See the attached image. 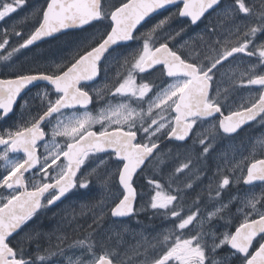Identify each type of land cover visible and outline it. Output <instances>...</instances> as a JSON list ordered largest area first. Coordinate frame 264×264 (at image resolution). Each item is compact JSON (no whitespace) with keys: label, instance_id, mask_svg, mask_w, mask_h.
I'll use <instances>...</instances> for the list:
<instances>
[{"label":"snow or ice","instance_id":"6c2138e0","mask_svg":"<svg viewBox=\"0 0 264 264\" xmlns=\"http://www.w3.org/2000/svg\"><path fill=\"white\" fill-rule=\"evenodd\" d=\"M26 5L27 0H0V22ZM214 13L216 21L195 31ZM24 21L32 25L27 31L16 26L0 31V50L6 53L0 62L14 69L0 79V121L19 114L0 134L5 162L0 264H63L51 258L63 256L64 237L44 247L49 234L37 222L66 201L86 196L89 202L80 204L79 214L92 212L89 230L96 235L128 231L124 219L138 214V201L172 228L151 252L139 246L121 251L119 240L111 247L76 240L74 246L91 258L75 264H264V194L249 192L225 203L221 194L232 191L227 164L214 211L204 216L199 197L195 211L183 207L200 179L196 165L211 157L214 142L234 140L258 118L264 124V42L256 43L258 33L264 36V0H46V7L33 9ZM174 22L181 26L174 28ZM64 36L74 38L64 44L66 56L43 69H15L18 53ZM253 56L259 64L239 79L233 75L231 89L222 90L233 62ZM121 60L126 75L117 74L111 88L105 85L107 93L96 89L101 73L106 76L109 65ZM145 73L158 75L149 80ZM239 89H247L249 97L234 106L230 97ZM97 101L103 104L93 114ZM205 124H210L207 135L200 131ZM260 148L264 157V140ZM15 153L22 155H10ZM109 161L113 170L105 179L97 169ZM186 172L192 179L181 186L177 182ZM231 172L236 183L264 184V158L251 153ZM138 180L146 181L143 194ZM96 181L102 182L98 199L92 195ZM106 222L114 227L101 228Z\"/></svg>","mask_w":264,"mask_h":264},{"label":"flooded vegetation","instance_id":"af4514ba","mask_svg":"<svg viewBox=\"0 0 264 264\" xmlns=\"http://www.w3.org/2000/svg\"><path fill=\"white\" fill-rule=\"evenodd\" d=\"M257 3H259V0H256ZM163 15H167V13H162ZM158 17L159 18H162ZM211 21H216L217 20V15L214 13L211 17L208 18V20L203 21V23L200 24L199 28L195 29L197 32H202L204 29L205 24H207ZM181 25L179 23H175L173 27L178 29ZM257 39L256 43H261L264 42V36L260 35L259 33L257 34ZM74 38L72 36H64L61 37L59 40L55 41H50V42H42L39 44V47H32L31 50H23L22 54L18 53L17 56L15 57L16 64H15V69H19L20 66L22 65L25 69H32L35 71L37 68L43 69L46 64H48L51 60H59L60 58L64 57L67 55V49H65L64 44L66 41L73 40ZM179 40V37H177ZM25 53V54H24ZM250 57H246L243 62H247ZM26 60H30L31 64L29 62H26ZM242 61H235L233 64L227 69H231L232 71L236 70L235 67L237 64H239ZM253 62L254 65L259 64V59ZM13 68H5L3 67V63H0V79L2 78H9V74L13 71ZM259 70V69H258ZM128 69L124 65V62L121 60L119 62H113L112 64L109 65L108 70H107V75L102 72L101 73V78L99 79L98 83L95 85L96 89L103 90L104 93H107V88H111L112 84L115 82V80L118 77L117 74H120V76L126 75ZM147 79L152 80L155 78L156 73L153 75H149L148 73L143 74ZM246 78V77H245ZM139 82V77L137 78ZM239 79V77H237ZM224 84L222 85V90L224 89H231L232 87V79H224ZM157 83L159 81L157 80ZM107 85V88L105 87ZM249 96V92L247 89H239L235 93H233V96L230 97V101H234V106L239 105L241 103H246L247 99L246 97ZM107 98V95H105V99ZM103 102L102 101H97L96 102V107L93 109V114H96L100 107L102 106ZM19 119V114H17L16 117H13L12 119H9L7 121H0V134H2V131H6L9 129L11 126H13L15 123L18 122ZM100 126L96 125L95 128L98 129ZM210 129V124H205L203 125L202 129L200 131H204L205 135H207V132L205 130ZM210 138V137H209ZM46 139H50V136L46 137ZM264 140V124L259 123V119L257 122H254L251 124V126H247L244 128L243 131L240 132V134L234 139V140H229V139H217L214 142V148L215 151L212 153L211 157H209L208 160L203 161L202 163H198L196 165L197 168L201 170L200 172V179L195 181L194 186H199L196 183L202 182L201 186V191L195 192L194 194L196 195L195 201H189L184 199L183 201V207L187 211L191 209L192 211H195V205L199 202L197 197H199L201 200H203V204L200 205V210L203 213L204 216H207L208 213L214 211L213 204L215 203L216 199H218L215 195L218 180H220L224 172L221 170V161H220V156L226 154V153H231V152H237L241 154L243 157L249 156L251 153H255L258 158H264L260 157V152L262 149L260 148V142ZM167 143V142H166ZM189 146L192 145V140L188 141ZM172 145L168 144V148H171ZM200 145L197 143L196 144V150L199 151ZM44 149L41 147L38 150L39 152H43ZM14 158L20 157L22 154L17 153V154H10ZM107 161V158H104ZM182 159V157H181ZM4 163L3 161H0V173L3 172L4 170ZM59 163V162H58ZM174 163V161H173ZM218 165H219V171H218ZM93 167H96L94 164ZM111 163L110 161L104 164H101L98 169L97 173L100 177H104L107 179L106 173H110L112 171ZM151 173H146V175H150ZM231 183V188L232 191L229 193L227 191L223 192L221 195L224 198V202H228L229 197L236 196V197H243L245 193L249 192H254L258 197L264 194V184L261 183H256L254 186H248V185H243L242 182L236 183L233 180V173L231 172V169L228 168L227 172ZM167 179V172H165V180ZM187 179H192V173L186 172L185 175L181 177V179L177 183H183ZM101 181H96L95 183V189L92 195L97 198L98 193L101 194V191L99 189L98 183ZM164 183V181H161ZM146 183L145 180H138L137 181V187L138 191L143 194V192L147 191L148 189L144 188V184ZM207 183L205 186L204 184ZM211 186L209 187V185ZM176 185H173V189H175ZM165 191H168V189L165 187ZM0 193H3V190H0ZM259 193V194H258ZM104 195H107V190L104 191ZM85 200L87 199V196L84 198ZM75 200L77 198H73L72 201H66L64 204L60 205V207L53 209L52 212H48L46 216H41L40 220L37 222V227H41L45 233H49V231L54 228V222L58 220H62L63 222L69 223L71 218L70 215L73 213V209L71 205H74ZM83 202V199H78ZM239 206V205H237ZM259 207V204L257 205ZM231 212L235 215H239V213H236V206L231 207ZM155 216L152 214L150 218V225L151 227L154 226L155 229H158L159 231L166 230L170 228L169 226L172 225L169 223H161L159 222V218H154ZM135 218L137 216L135 215ZM134 218V219H135ZM229 221L232 220V216H228ZM195 223V229L194 230H199L200 224L199 222H194ZM224 221L221 220L220 224H223ZM192 227V226H190ZM207 226L205 225V228ZM219 228V225H217ZM170 228V229H171ZM220 231H223V229H219ZM234 231V228L231 229ZM78 239V238H76ZM160 241H162L161 238H159ZM73 241V238L71 239H64V243L62 245L67 244L68 242ZM142 240L139 241V243ZM75 242V240L73 241ZM97 242V241H95ZM146 243V245L141 244L139 246V250L141 252L144 251L145 248H148L149 252H151V245H156L157 244V239L151 238L147 240H143L142 243ZM42 245L48 246L49 244L51 245H56L59 243L57 238H51L46 236L44 240H42ZM93 243V242H92ZM137 247V246H136ZM134 248L131 249H121V251H128L131 252ZM32 248H35V245H32ZM80 254L74 255L72 258L68 259L72 254H63V256L59 257H52L51 259L55 261H63V264H68L69 260L75 259L76 261H88L91 257L90 255L86 252L85 249L80 250ZM97 255L101 254L100 248L97 247L96 249ZM43 254V253H41ZM219 255H223V252H221ZM74 262V264H75Z\"/></svg>","mask_w":264,"mask_h":264},{"label":"rangeland","instance_id":"374dc122","mask_svg":"<svg viewBox=\"0 0 264 264\" xmlns=\"http://www.w3.org/2000/svg\"><path fill=\"white\" fill-rule=\"evenodd\" d=\"M44 7H46V0H27V5L22 10H18L16 13H13L8 18H6L5 21L0 22V31L6 28L10 29L12 26H16L17 30L23 29L24 31H27L28 29L31 28L32 25L31 23H26L24 21V17L28 15L29 13H31L33 9L35 8L42 9ZM15 42H16L15 39L10 40V43H15ZM3 54H6V53L3 52V50H0V55H3ZM257 59H258V56H253V57H250V59H248L247 62L242 61L239 64H237V66H233L235 67L236 70L232 71V73H231V69L227 70V75L224 77V79H232L233 75H235L236 78L240 77L242 73L252 68L254 64L253 62L251 63V61H255ZM26 62H29V64H31L30 60H26ZM0 63H3V62H0ZM258 69L259 68H257V70ZM248 97H246V99H248ZM243 158L244 157L241 154L237 153L236 151L231 152V153H226L220 156V161L222 163L221 170L225 172V164H227V168L231 169L235 164H238ZM189 180L190 179H187L186 181H189ZM186 181H184L182 184L180 183V185L183 186V184ZM196 184H198L199 186H194L195 182L193 183L194 191L192 189L188 190L190 194L185 197L186 200H189L192 202L195 201L196 195L194 193L201 191L202 182H199ZM206 184L207 183H205L204 186ZM98 186H99V189L101 190L102 182L98 183ZM210 186L211 184L209 185V187ZM99 196H100V193H98V196L96 199H98ZM88 202H89L88 199L86 200L83 199V202L78 199L75 200L74 202L75 203L74 204L75 214L72 213L70 215L69 217L71 218L70 222L66 223V222H63L62 220H58L54 222L55 226L49 231L48 237L57 238L59 236V237H64V239L73 238V241L87 238L94 244L96 243L95 241H102L108 247H111L117 242V240H119L121 249H124V248L131 249L141 244L146 245L145 242L142 243L143 240H147L151 238H154V239L161 238L162 239L161 234H166L167 231L171 228V226H169L170 228L163 230V231H159L158 229H155L154 226L151 227L150 222L147 224H143L142 221L145 222L146 220L148 221L150 220L152 216V210L150 208L142 209L141 206L145 204V201H141V206L138 209L137 218L133 220H129V221H124V223L127 225L128 231L121 230L120 236H114L111 233L106 234V232H101L100 235H96V233H93L89 230V225L92 224V212L86 211L83 215L79 214L80 204L88 203ZM91 202L94 203L95 199L92 200ZM156 217L157 216H155L154 218ZM157 218L160 219L159 222L161 223H168L166 219H163L160 216H158ZM113 227L114 226L110 222H106V224L101 225V228L105 230L107 228H113ZM97 232H100V229H97ZM92 237H94V239H92ZM140 240L142 241L139 243ZM73 241H70L65 245H61V247L64 249V254H72V255H69L70 257L68 259L72 258L74 255L80 254L81 253L80 250H83L82 248L74 246ZM52 251L55 252V251H58V249L53 247ZM69 261H72L74 264L75 259H72Z\"/></svg>","mask_w":264,"mask_h":264},{"label":"trees","instance_id":"16d2710c","mask_svg":"<svg viewBox=\"0 0 264 264\" xmlns=\"http://www.w3.org/2000/svg\"><path fill=\"white\" fill-rule=\"evenodd\" d=\"M17 61V60H16ZM141 206V201H138V206H137V213H138V209H139V207ZM137 216V215H136ZM150 221H148V220H146L145 222L144 221H142V223L143 224H147V223H149Z\"/></svg>","mask_w":264,"mask_h":264},{"label":"water","instance_id":"95a60500","mask_svg":"<svg viewBox=\"0 0 264 264\" xmlns=\"http://www.w3.org/2000/svg\"><path fill=\"white\" fill-rule=\"evenodd\" d=\"M41 43H42V42H41ZM33 47H35V46H33ZM258 119H259V118H258ZM253 123H254V122H253ZM246 127H247V126H246ZM15 154H17V153H15ZM256 183H260V182H256ZM136 206H137V205H136ZM133 216H134V215H133ZM133 216H132V217H133ZM132 217H130V218H125L124 221H126V220H130Z\"/></svg>","mask_w":264,"mask_h":264},{"label":"bare ground","instance_id":"6f19581e","mask_svg":"<svg viewBox=\"0 0 264 264\" xmlns=\"http://www.w3.org/2000/svg\"><path fill=\"white\" fill-rule=\"evenodd\" d=\"M25 54V53H24ZM18 61V60H17ZM191 197V196H190ZM86 234V233H85ZM102 238H104V237H102Z\"/></svg>","mask_w":264,"mask_h":264}]
</instances>
